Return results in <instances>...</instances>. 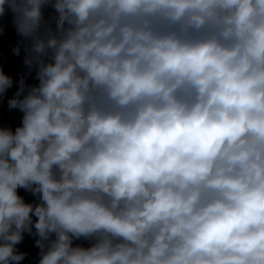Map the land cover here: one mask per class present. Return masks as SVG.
<instances>
[{
  "label": "clouds",
  "instance_id": "obj_1",
  "mask_svg": "<svg viewBox=\"0 0 264 264\" xmlns=\"http://www.w3.org/2000/svg\"><path fill=\"white\" fill-rule=\"evenodd\" d=\"M9 25L0 264L26 237L29 264H264V0H0Z\"/></svg>",
  "mask_w": 264,
  "mask_h": 264
}]
</instances>
